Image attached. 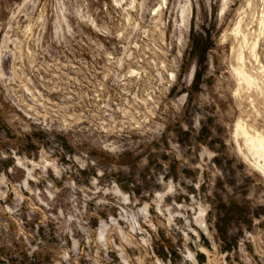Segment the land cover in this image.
I'll list each match as a JSON object with an SVG mask.
<instances>
[{
	"label": "rangeland",
	"instance_id": "1",
	"mask_svg": "<svg viewBox=\"0 0 264 264\" xmlns=\"http://www.w3.org/2000/svg\"><path fill=\"white\" fill-rule=\"evenodd\" d=\"M0 264H264V0H0Z\"/></svg>",
	"mask_w": 264,
	"mask_h": 264
}]
</instances>
